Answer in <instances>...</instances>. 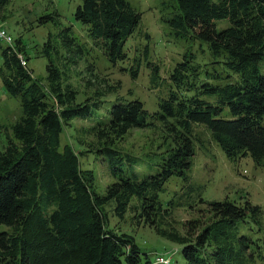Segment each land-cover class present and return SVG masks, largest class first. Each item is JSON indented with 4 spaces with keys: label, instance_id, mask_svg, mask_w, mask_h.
Returning a JSON list of instances; mask_svg holds the SVG:
<instances>
[{
    "label": "trees",
    "instance_id": "obj_1",
    "mask_svg": "<svg viewBox=\"0 0 264 264\" xmlns=\"http://www.w3.org/2000/svg\"><path fill=\"white\" fill-rule=\"evenodd\" d=\"M9 1L0 0V12ZM160 8L167 42L182 47L165 80L141 13L127 0H79L81 39L60 26L57 10L39 19L59 27L39 52L45 83L34 79L20 38L0 41L1 82L22 112L2 133L0 264H264L263 210L247 195L205 200L190 174L197 150L208 154L211 144L231 164L249 158L264 167V0H165ZM100 56L133 79L147 71L155 109L99 83ZM81 63L93 94L78 102L68 67ZM78 119L93 125L88 150L61 143ZM158 126L162 142L143 159L118 150L131 130ZM89 156L113 179L104 194L82 163ZM202 206L209 222L200 230L188 223L178 248L155 261L117 226L130 216L153 228L158 218Z\"/></svg>",
    "mask_w": 264,
    "mask_h": 264
},
{
    "label": "rangeland",
    "instance_id": "obj_2",
    "mask_svg": "<svg viewBox=\"0 0 264 264\" xmlns=\"http://www.w3.org/2000/svg\"><path fill=\"white\" fill-rule=\"evenodd\" d=\"M133 8L141 13V28L151 37V58L160 68L161 79H166L168 71L179 59L182 47L176 48L166 39L167 32L160 23V18L166 15L160 6L165 0H127ZM79 0H10L5 9L0 12V25L13 41L20 38L29 56L28 67L33 71L34 79L44 82L46 78L47 59L39 55L48 34H55L59 27L52 23L40 24L39 19L51 14L54 10L60 14L61 27L72 26L75 37L81 39L83 30L80 23L74 19V11ZM226 26L220 23L219 27ZM147 42L142 39V45ZM2 45V44H0ZM180 50V51H179ZM95 61L97 78L99 81L113 88L118 87L116 96L139 99L148 111L156 107V95L148 84V72L143 68L136 79L122 74L118 67L110 66L104 58ZM3 68L0 56V69ZM84 63L76 68H69L70 82L77 90L78 102L89 98L93 89L87 86L88 76L85 78ZM91 84V83H89ZM22 112L20 100L8 96L0 77V149L4 141L3 130L9 129L18 121ZM160 127L155 129L131 130L120 142L116 144L118 150L131 154L138 160L146 154L157 150L163 138ZM197 131H205L198 128ZM93 125L89 121L74 120L63 129L61 143L71 146L74 151L88 150L94 142ZM203 136L204 133H203ZM88 154V153H87ZM82 163L93 171L95 186L98 193L104 194L105 190L113 183L108 175L104 163L89 156ZM191 177L194 185L202 186L203 197L208 201H223L224 199L238 200L248 196L250 201L263 210L264 223V167H257L251 159H241L237 165L227 161L221 150L209 145V152L197 150L191 168ZM175 180H171L170 188L175 187ZM246 196V197H247ZM206 206L193 211H176L170 217L158 218L153 228L131 220L129 216L124 223L117 224L124 232L130 233L135 242L142 248L155 253L168 249L178 248L176 243L183 241L186 235V226L193 223L203 228L210 220ZM155 261V258L153 256ZM166 264H175L163 260ZM155 264V263H154Z\"/></svg>",
    "mask_w": 264,
    "mask_h": 264
},
{
    "label": "built area",
    "instance_id": "obj_3",
    "mask_svg": "<svg viewBox=\"0 0 264 264\" xmlns=\"http://www.w3.org/2000/svg\"><path fill=\"white\" fill-rule=\"evenodd\" d=\"M0 41H6V42H11L10 38L6 34V32L1 28L0 26ZM160 263H164L163 259L158 260Z\"/></svg>",
    "mask_w": 264,
    "mask_h": 264
}]
</instances>
